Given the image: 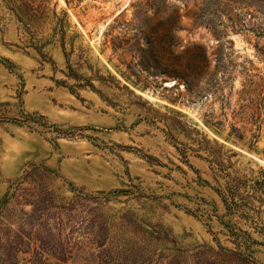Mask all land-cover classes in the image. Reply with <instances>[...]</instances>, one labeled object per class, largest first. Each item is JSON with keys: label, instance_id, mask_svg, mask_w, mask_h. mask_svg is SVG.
Instances as JSON below:
<instances>
[{"label": "rangeland", "instance_id": "rangeland-1", "mask_svg": "<svg viewBox=\"0 0 264 264\" xmlns=\"http://www.w3.org/2000/svg\"><path fill=\"white\" fill-rule=\"evenodd\" d=\"M0 264H264V0H0Z\"/></svg>", "mask_w": 264, "mask_h": 264}, {"label": "trees", "instance_id": "trees-1", "mask_svg": "<svg viewBox=\"0 0 264 264\" xmlns=\"http://www.w3.org/2000/svg\"><path fill=\"white\" fill-rule=\"evenodd\" d=\"M186 82H188L189 84L191 83V79L189 78V77H186ZM263 183V181L261 180V181H258V180H255L254 181V183H253V188H254V191L255 192H258V191H260V184H262Z\"/></svg>", "mask_w": 264, "mask_h": 264}, {"label": "bare ground", "instance_id": "bare-ground-1", "mask_svg": "<svg viewBox=\"0 0 264 264\" xmlns=\"http://www.w3.org/2000/svg\"><path fill=\"white\" fill-rule=\"evenodd\" d=\"M170 84H171V82H170Z\"/></svg>", "mask_w": 264, "mask_h": 264}, {"label": "water", "instance_id": "water-1", "mask_svg": "<svg viewBox=\"0 0 264 264\" xmlns=\"http://www.w3.org/2000/svg\"><path fill=\"white\" fill-rule=\"evenodd\" d=\"M171 84H173V83H171Z\"/></svg>", "mask_w": 264, "mask_h": 264}]
</instances>
